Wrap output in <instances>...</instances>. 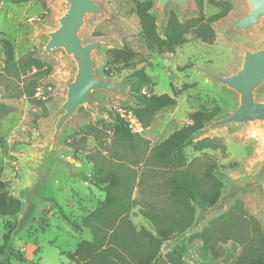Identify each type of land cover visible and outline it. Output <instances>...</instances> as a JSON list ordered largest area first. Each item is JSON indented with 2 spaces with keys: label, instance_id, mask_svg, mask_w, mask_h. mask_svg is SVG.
<instances>
[{
  "label": "rangeland",
  "instance_id": "1",
  "mask_svg": "<svg viewBox=\"0 0 264 264\" xmlns=\"http://www.w3.org/2000/svg\"><path fill=\"white\" fill-rule=\"evenodd\" d=\"M95 1L104 12L86 16L82 36L86 40L100 36L109 38L118 47L127 45L137 52L128 66L116 64L121 68L120 72L107 76L103 69L108 68L105 65V52L109 46L101 47L94 55L97 74L115 81L125 80L123 91L130 96L131 82L126 76L133 69L139 68L147 74L148 83L142 84L137 93L144 91L148 95L164 92L171 94L172 88L180 90L176 103L159 110L150 124L142 126V131L138 133L147 141V152L149 147L164 140L172 131L189 123L192 111L217 110L216 117L230 111L233 98L210 81L204 71L231 72L240 63L243 47L254 48L259 45L262 33L258 29L248 33L225 30L227 24L247 10L245 0H216L224 2L222 6L203 0L206 16L222 8L226 9V14L212 23L214 40L210 43L203 42L188 33L187 42L176 46L173 52L158 51L144 39L132 8V0ZM152 1L151 13L156 18L158 30L162 32L166 17H163L157 7V0ZM190 6V11L185 15L174 4H169L167 11L173 8L180 19H184L197 14L194 0H190ZM61 10L59 0H0V38L10 40L15 60L34 55L45 62L40 70L17 72L16 67L5 66L0 48V103L9 109L0 115V175L5 183V190L22 200L19 214L0 216V243L8 230L7 223L14 225L11 244L39 264H74L67 253L74 251L81 239H89L91 236L88 230H79L73 225L104 197V191L85 180L92 166L91 156L106 167H118L136 178L133 196L139 203L132 208L130 218L137 226H148V222L138 213L140 205L156 208H168L171 205L167 197L165 173L150 159L133 163L130 151L112 143L111 131L101 121L111 122L119 106L132 107L133 97L123 100L101 93H95L92 97L99 104L101 112L86 108L64 127L59 137L60 153L74 164L76 174L63 166H56L38 192L30 195L36 171L42 162L49 125L59 110L62 80L69 77L72 70L71 63L60 53H41L44 40L42 32L54 26V17ZM32 80L51 86L47 100H39L34 95L32 98L16 95ZM259 99L264 100V88ZM82 135L86 136V141L81 149L73 151L66 145L71 137ZM198 136L213 138L217 148L194 151L191 146H186L184 162L196 159L193 167L199 173L204 161L212 158L218 165L216 175L224 182L222 194L229 188L228 181L238 176L264 153V131L256 126L243 128L240 125H228ZM260 201L261 197L256 189H246L227 200L222 207L215 206L203 211L188 232L163 243L161 250L175 251L177 243L187 240L190 234L202 229L211 218L230 206L235 212L253 215L264 231ZM229 243L237 244L232 240L226 241L222 243L223 250Z\"/></svg>",
  "mask_w": 264,
  "mask_h": 264
},
{
  "label": "trees",
  "instance_id": "2",
  "mask_svg": "<svg viewBox=\"0 0 264 264\" xmlns=\"http://www.w3.org/2000/svg\"><path fill=\"white\" fill-rule=\"evenodd\" d=\"M132 2L141 35L158 51L173 52L176 46L187 42L188 33L203 42H212L215 38L212 23L226 14V9L222 8L206 16L203 0H194L196 15L180 19L175 9H169L164 28L160 32L156 18L151 13L153 1ZM210 2L217 6L224 3L216 0ZM0 48L5 66H14L17 72L27 73L29 70H40L45 66V62L34 55L15 60L13 45L7 38H0ZM136 56L137 52L127 45L108 47L105 52V65L108 68L103 69V73L107 76L119 73L121 68L115 65L128 66ZM126 77L131 82V96L134 99L130 108L142 126L147 127L159 110L176 103L180 90L174 88L171 94L137 93L142 84L148 83L147 74L142 68L133 69ZM38 84L40 83L32 80L16 95L32 98ZM8 110L6 105L0 103V115ZM216 115L217 110L190 112L189 123L149 147L148 152L147 141L131 132L118 114L112 116L111 122L101 120L103 126L111 131L112 143L130 151L133 163L150 159L165 173L167 197L171 205L168 208L140 205L138 213L148 222V226H137L130 218L132 208L139 203L133 196L136 178L118 167H106L91 156L92 166L85 180L104 191V197L94 208L81 216L79 221L74 222L75 228L86 229L91 236L89 239H81L74 251L67 253V257L74 264H166L161 250L163 243L188 232L197 223L199 215L213 207L222 195L224 182L216 175L218 165L212 158L204 161L199 173H196L193 167L196 159L184 162L186 146H191L194 151L217 148L213 138L196 136L205 122L214 119ZM85 141V135L71 137L66 145L77 151L83 147ZM21 209L22 200L5 190V183L0 175V216H15ZM6 227L8 230L3 234L0 243V264H39L11 244L14 225L7 223ZM194 238L202 240L212 259L222 256V243L232 240L240 246V252L233 264H264V231L259 220L242 211L235 212L232 206L211 218L202 229L190 234L187 240Z\"/></svg>",
  "mask_w": 264,
  "mask_h": 264
},
{
  "label": "water",
  "instance_id": "3",
  "mask_svg": "<svg viewBox=\"0 0 264 264\" xmlns=\"http://www.w3.org/2000/svg\"><path fill=\"white\" fill-rule=\"evenodd\" d=\"M59 2L62 10L54 17V26L42 32L44 40L41 53H60L71 63L72 70L70 76L62 80V99L58 105V113L49 125V135L43 148L40 168L36 171L30 190L31 196L38 192L56 166H63L76 174L74 164L60 153L59 137L64 127L86 108L101 112L99 104L92 98L95 93L108 94L123 100L131 98L123 91L125 80L115 81L101 77L94 65V55L101 47H115L117 44L102 36L91 40L82 36L86 16L102 14L103 8L95 0ZM169 4L179 7L183 15L191 9L190 0H157V7L163 17L167 16ZM245 4L247 10L227 24L225 30L248 33L258 29L262 33L259 45L254 48L243 47L240 63L231 72L204 71L210 81L233 98V103L227 114L206 121L196 136L228 125H240L243 128L256 126L264 131V100L259 99L264 88V0H245ZM228 182V190L213 207H222L236 194L254 188L260 194L261 211L264 215V153Z\"/></svg>",
  "mask_w": 264,
  "mask_h": 264
},
{
  "label": "crops",
  "instance_id": "4",
  "mask_svg": "<svg viewBox=\"0 0 264 264\" xmlns=\"http://www.w3.org/2000/svg\"><path fill=\"white\" fill-rule=\"evenodd\" d=\"M174 249L175 251L162 250L166 264H233L240 252L239 245L229 243L225 245L222 256L212 259L200 238L181 240Z\"/></svg>",
  "mask_w": 264,
  "mask_h": 264
},
{
  "label": "built area",
  "instance_id": "5",
  "mask_svg": "<svg viewBox=\"0 0 264 264\" xmlns=\"http://www.w3.org/2000/svg\"><path fill=\"white\" fill-rule=\"evenodd\" d=\"M50 92H51L50 85L38 84L35 87L34 96L37 99L44 101L48 99V97L50 96ZM142 92H143L142 94H146L144 91ZM116 111H117L116 114H118L125 121L127 127L130 129L131 132L138 134L142 131V124L133 114L131 108H124L122 106H119L116 108Z\"/></svg>",
  "mask_w": 264,
  "mask_h": 264
}]
</instances>
